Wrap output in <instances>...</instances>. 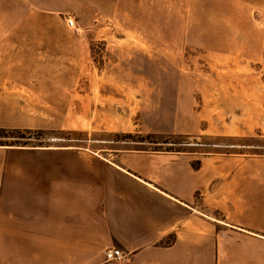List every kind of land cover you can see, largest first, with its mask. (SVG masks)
I'll list each match as a JSON object with an SVG mask.
<instances>
[{
	"label": "rangeland",
	"instance_id": "rangeland-1",
	"mask_svg": "<svg viewBox=\"0 0 264 264\" xmlns=\"http://www.w3.org/2000/svg\"><path fill=\"white\" fill-rule=\"evenodd\" d=\"M125 3L0 0V145L264 157V0Z\"/></svg>",
	"mask_w": 264,
	"mask_h": 264
},
{
	"label": "crops",
	"instance_id": "crops-1",
	"mask_svg": "<svg viewBox=\"0 0 264 264\" xmlns=\"http://www.w3.org/2000/svg\"><path fill=\"white\" fill-rule=\"evenodd\" d=\"M104 150L0 145V264H264V157Z\"/></svg>",
	"mask_w": 264,
	"mask_h": 264
},
{
	"label": "built area",
	"instance_id": "built-area-1",
	"mask_svg": "<svg viewBox=\"0 0 264 264\" xmlns=\"http://www.w3.org/2000/svg\"><path fill=\"white\" fill-rule=\"evenodd\" d=\"M67 25L72 28L75 27L74 19L71 15L67 17ZM105 257L107 261H120L125 258V255L121 252L120 249L108 248L105 250Z\"/></svg>",
	"mask_w": 264,
	"mask_h": 264
},
{
	"label": "trees",
	"instance_id": "trees-1",
	"mask_svg": "<svg viewBox=\"0 0 264 264\" xmlns=\"http://www.w3.org/2000/svg\"><path fill=\"white\" fill-rule=\"evenodd\" d=\"M168 151H173V150H168ZM176 151H179V152H181V150H176Z\"/></svg>",
	"mask_w": 264,
	"mask_h": 264
}]
</instances>
